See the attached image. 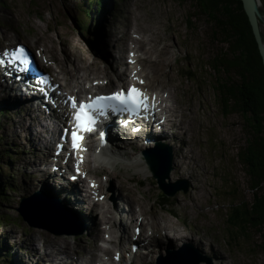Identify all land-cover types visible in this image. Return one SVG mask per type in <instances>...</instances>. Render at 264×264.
<instances>
[{"label":"rangeland","instance_id":"374dc122","mask_svg":"<svg viewBox=\"0 0 264 264\" xmlns=\"http://www.w3.org/2000/svg\"><path fill=\"white\" fill-rule=\"evenodd\" d=\"M103 3H101L103 10L96 15L93 13L96 9L95 5L92 6V10L85 8L87 7L86 0H0V50L20 42L32 49H37L40 53L44 51L43 54L51 60L48 63L49 67L53 68L52 70L59 78L58 81L70 93L71 91L83 90L82 87L86 81L84 88L92 85L94 91L101 88L102 92L113 90L112 84L115 83L108 77L97 80L96 73L91 67H88L84 72L79 71L74 77L75 79L70 78L67 73V66L70 64H68L67 59L68 62L66 63L64 57L73 55L72 51H75V56L83 55L86 58L85 61L89 59L98 62V67L103 66L99 69L101 71L103 69L108 71L111 68L114 73L127 70L126 73L131 74V82L134 78L138 83L143 81L144 85L146 79L144 80L142 75L135 71L137 68L135 58L138 57L137 61L139 60V62L137 64L140 66V72L143 75V71H148L145 65L148 62L144 60L145 58L150 57L153 61H157L159 58L166 60L164 66V72L167 73L166 77L151 82L146 80L148 85L146 89L156 93L164 90V93L161 92L167 95V105L172 106L173 109L170 114V121L181 119V123H183L181 127H184V131H176L179 132L181 142H186L185 144L190 146L189 149L194 154L193 157L191 155L194 160H190L195 161V164H190L193 169V176H185L183 170L178 176L182 166L177 161L180 168L175 166L171 176L173 168L171 165L168 180L172 184L170 189L186 188V193L180 191L172 197H162L145 163L143 160L139 161L135 153L133 156L130 155L132 159L128 156L119 159L111 158L105 164L100 165L105 169L104 171H99L98 168H94L99 166L92 164L91 167L94 169L92 171H98V173L97 175L92 172L87 173V177L91 181H102V190L104 193L107 192L106 199L112 209L111 191L118 190L119 185L118 180L113 175H119L124 179L128 178L129 187L131 190L133 189L132 196L138 217L143 216L140 212L141 206H144L148 211L154 209L158 211V215L162 214L160 216H164L174 224L185 235V238L207 240L214 245L217 251L220 250L226 258L221 260V256L207 244H204L203 247H205L209 257L193 246L186 247V250L194 252L196 260L200 261L199 264H216L217 257L224 264H264L261 249L257 247L255 242L258 239L252 238L254 233L248 235L249 239L243 238L235 230L230 229L226 222V214L230 204L235 199L250 197L247 191V177L238 158L239 150L244 146L246 131L241 115L236 111L225 113L217 98L216 79H219L220 75L209 68V63L212 62L214 55L220 51L221 46L212 40V28L202 17L197 15L189 0L181 3L175 0H104ZM258 6L260 14L264 17V0H259ZM81 10H86L94 19H90L86 15L82 17ZM87 18L90 19V22H88L87 32L84 33L79 30L77 24L79 21L82 25L86 24ZM260 27L264 35V23H261ZM127 30L131 39H128L129 41L125 35ZM140 40L146 44V49H142V51L134 43ZM71 44L74 45L73 49L70 48ZM123 44H126L127 49ZM148 44L156 46L153 47L154 51L148 49L150 48L147 47ZM48 46L52 49L47 48ZM161 47H164L163 53H159L162 50ZM147 52L151 54H147ZM130 60L132 63L129 62ZM143 60L145 61L144 65L141 63ZM79 65H84V62H79ZM111 78L113 79L112 75ZM2 93L0 89V95ZM5 104L12 106L10 102L6 103L0 98V113L2 111L1 116H3L0 122V182L2 184L10 183L11 187L6 191V200L0 202V256L7 252L10 253L11 258L6 260L0 257V264H13V259H17L18 264H45L44 259L47 260L49 257H56V255L62 256L67 264L70 262L73 264H94L105 259V254L102 252L106 251L114 252V255L120 251L121 260L118 264H123V261L127 262L126 253H121L122 249L116 248V246L125 245L127 242L124 232L120 231L119 234V222L116 226L114 224L107 225L108 227L112 226V229L114 228L112 245L103 242L104 232L107 231L105 225H99L96 232L93 230L95 222L99 223L103 217L101 212L107 208L106 201L94 207L90 206L93 202L87 199L89 203H84V208L80 214L75 207V202L72 206L76 210H71L61 203L62 206L74 212L78 217L79 225H77L76 230L83 229V232L77 236L54 235L46 230L29 227L21 220L15 209L20 198L33 197L34 192H36L42 177L41 169L43 167L41 164L48 163L45 170L46 172L51 171V173L52 168L58 170L61 167L56 162L49 164L48 159H42L44 151H39L41 146L34 145L35 147H32L31 140L35 142L34 131L23 132L25 126L27 127L29 124L36 131L42 130L36 116L33 118L29 114L23 115L25 113L19 111L20 106L10 108V105L6 106ZM177 105L181 108L187 106L189 110L178 111ZM191 111L192 115L190 116ZM180 112L182 115L186 114L187 117H181ZM23 117H25L23 122L25 125L21 123ZM44 122L52 124L47 120ZM10 128L20 135L17 141L10 137ZM179 144L180 141L177 138L168 144L172 147V163L175 154L179 158L177 160H181V158L184 160L182 157L183 150L181 145L178 147ZM129 152L131 151L128 150L126 154ZM34 154L38 156L35 157ZM197 163L198 165H196ZM62 170L64 169L62 168ZM43 179L45 178L43 177ZM84 185L87 186V184L82 183V186ZM85 188L82 187V189ZM40 192L46 193L44 195L49 199L53 196L51 191L40 190ZM69 193V196L73 197L71 192ZM120 195L123 199L124 210H126L127 206L124 201V199L127 200L126 194L120 191ZM162 198L168 199V202L173 200V207H170L171 204ZM83 199L85 201V198ZM92 199L96 198L92 197ZM161 204L163 208H161ZM103 205L105 209L101 210ZM88 206L93 208L92 212L89 211L88 208L90 207ZM99 206L100 208H98ZM59 209H62L61 205ZM169 209L176 211L175 216L168 212ZM155 212L152 213L157 214ZM127 217L126 214L124 218L129 226L128 235H132L133 220L131 217ZM142 218H145L144 221L149 219L150 225H146L152 227L154 220L150 215L147 214ZM144 221L142 220L145 227ZM159 224L162 227L165 226L161 221ZM64 226H56L53 229L56 231H60V229L76 231L72 226L67 228ZM168 232L166 231V234ZM170 232L172 233V231ZM161 233L162 238H171L165 233ZM42 234L47 236L45 239L48 241L65 240L71 248L78 249L77 251L82 258L70 261L72 257L67 254L66 249L61 246L62 244L56 247L49 246L44 251L39 236H43ZM158 242L161 243V239ZM185 243L188 244L189 241H184L179 245L182 246ZM176 245L179 246L173 244V246ZM156 247L155 243L151 248ZM203 247L201 246V249H204ZM176 248L175 250H177ZM85 250L94 251L96 259L91 261L89 256L85 254ZM149 250V248H145L142 250L143 252L138 251L139 254L131 264H155V260L143 258L144 253ZM52 251L55 253L50 254L49 252ZM29 255L32 261L29 260ZM44 255L47 257H43ZM113 257L111 256V259L109 257L110 264L115 261ZM162 257H165V252H163ZM48 263L55 264V262L49 261Z\"/></svg>","mask_w":264,"mask_h":264},{"label":"bare ground","instance_id":"6f19581e","mask_svg":"<svg viewBox=\"0 0 264 264\" xmlns=\"http://www.w3.org/2000/svg\"><path fill=\"white\" fill-rule=\"evenodd\" d=\"M125 35L127 37V40L130 39V37H129L130 34H129L128 30L125 33ZM134 43L137 45V48L139 50L142 51V49H146V44L143 41H141V40L140 41H135ZM71 45L72 46H70V45L69 46H70L71 49H73L74 48V45L73 44H71ZM125 45H124V47H125ZM147 47H150L148 49H151L152 50L153 47H156V46H153L151 44H148ZM164 47L163 48L161 47L162 50L160 49L161 52H159V53H163L164 52ZM47 48H49V46ZM120 48H122V47H120ZM125 48L127 49V47H125ZM49 49H52V48H49ZM153 51H154V49H153ZM72 52H73L72 53L73 55H69V56H65L64 57V60L67 59L69 61L68 62L66 60V63L68 62V64H70V66H67V73L70 76V78H74L76 76V74L79 73V71L84 72L85 70L88 69V67H91L92 70L96 73V78L97 79H101V78H104V77L107 78L108 77V79H111V81H116V82H122V81H124V79H126V74H123V75L120 76L117 73H114V70H112V68H111V70H108V71H106L104 69H103V71H101L99 69L101 67H103V66L98 67V62H95V61L89 60V59H88V61H85L86 58L83 55L75 56V51H72ZM147 54H151V53H148L147 52ZM144 60H146V62H148V64H145V61ZM144 60L141 61V63L143 65L145 64L146 67H147V69H148V71L147 70L143 71L144 72V75L141 73L143 75L144 79H146L149 82H151V81H156L157 79H159L161 77H166V74L167 73L164 72V66H165L166 60L159 58V59H157V61L156 60L153 61L152 59H150V57L149 58H145ZM79 62H82V63L84 62V65H79ZM136 62H139V60L136 61ZM7 74L10 76L11 80L15 82V85L17 87H20L21 86L20 84H23L20 79L19 80L16 79V78H18V75L17 74H12V75H10V73H7ZM100 75H102V76H100ZM111 75H112L113 79L111 78ZM86 83L87 82H85V84ZM84 85L82 87L83 90H85ZM6 88L8 89V87H6ZM37 92L38 91L36 89H35V91H32L31 92L32 94L34 93V95L37 97V99L35 98L36 101H37V103L32 102L33 105H29L31 107L29 109V111L34 114V117L36 116V119H37V121H39V124L41 125V129L42 130H37L36 131V129H34V127L29 124V125H27V127L25 126V129L23 130V132H26V131H34L35 132V135H34L33 138L35 139L36 144H35V142L33 140H31L32 147H35L34 145H37V146L38 145H41V150L42 149H45L44 151H47L49 148H53L54 146H57L59 144V142L57 140L58 139V136H57V134H58V127L55 126L56 124L55 125L53 124L51 126L49 123H47L48 126L51 128V130H48L47 129L48 126L42 124L41 119H42V116L43 115L46 117L47 107L43 106L42 103H40L38 101V99H39L38 98L39 93H37ZM105 94H107V93H105ZM74 95H75V97L78 96L77 93H74ZM29 96H32V95H29ZM171 97H172V95H171ZM57 99H59V97H57ZM158 102L160 103L161 107H165V109H166V105H167V104L165 105V103L167 102L166 101V96H165V98H163V97H160V99L158 98ZM175 102H177V101H175ZM18 103H21V101H18ZM18 103L12 104L13 107L14 108L15 107H19L20 104H18ZM5 105H10V104H5ZM59 105H60L59 107H61L62 109H64L66 111V106L65 105H63V104H59ZM167 108H168L169 111L172 110L169 107H167ZM176 109L178 111H183V112L189 110V108H187V106L185 108H183V107L181 108V107H179V105L176 106ZM168 110L166 109V111H168ZM165 113H167V112H165ZM180 113L181 114H179V113L178 114L181 117H183V118H186L187 117L186 114H183L182 115V112H180ZM24 115H26V114H24ZM189 115L190 116L192 115V111H191V113ZM168 118L170 119L171 116L168 115ZM50 119L52 120L51 117H50ZM24 121H25V117L22 118L21 123H23ZM53 122H54V120H53ZM189 122H190V120L188 121V123ZM136 123H137V121H134L132 123L130 122L129 124L123 125V127H122L123 130L119 128L120 125L119 126L118 125H114L115 126L114 128H110V129H107V130L105 128V133H106L105 139L101 143H102L103 148H104L103 150L109 152L108 155H111V156H107L108 158H111L112 156L115 157V158H117V159H119L120 157H123V156H128L130 158V154H126V153H128V150L130 149V145L135 141L134 139H136V141L138 142L137 145H145L147 143H150V141L154 140V139H152V136H151V131H152L153 127H154V124L153 123L152 124H146V126H144L143 125L144 122H141V123H143L142 124L143 126H138V129L139 130L134 133V132H132V129H134L137 126ZM18 124H20V123H18ZM156 124L157 125L159 124L158 126L161 128L162 125H160V123L158 121L156 122ZM172 125H173V128H174L173 130H175L174 132L177 135V139H178V141H180V144L178 145V147H180V145L182 147V150H183V156L182 157L184 158L185 162H184V160L182 158H181V160H177L178 157H177V154H175V158H174V161L172 163V167L173 168H172L171 176L173 174V171L175 170V166H178L179 167V165L177 164V161H178L180 163V165L182 166L183 169L179 167L180 168V171H179V173L177 175L180 176V172H182V170H183V173H184L185 176L192 177L193 176V172H192L193 169L190 166V164H195V161H190V160H194L192 158L194 154L189 149L190 146L188 144H185L186 142H184V141L181 142V137L178 135L179 132L176 131V130H180L181 132L184 131L183 130L184 127H181L183 125V123H181V119L180 120H174L172 122ZM13 126H12V128H13ZM65 126L66 125H64V127ZM186 127H190V126H186ZM12 128H10V137L17 141L20 138V135L17 134L15 131H13ZM158 134L161 136L160 139H166V140L171 135L170 132L167 131L166 129L160 130V132ZM162 141H164V140H162ZM172 141H173V139H172ZM169 144H171V143L169 142ZM114 153H115V156H114ZM176 153H177V151H176ZM191 155H192V157H191ZM34 156L36 157L38 155L37 154H34ZM196 165H198V163ZM77 168L80 169V170H83V171L86 170V167H81L80 165H77L76 169ZM98 168H99V171H104L105 170L102 167H98ZM113 176H114L115 179L118 180L117 182L119 184L118 185V190H113V192L111 191V196H113V205H114V208H115L114 210L115 211L112 209V206L110 205V203L108 201H106V204H107L106 210H104L105 209L104 205H103V207L101 209V210H104V211L101 212V214H102L103 217L101 218V220H100L99 223H96L95 222V224L93 225L94 226V229H93L94 232L97 231L99 225H101V226L102 225H105L106 226V230L109 231V233L108 232H104V234H106V237H107V239L104 238V240L107 241L110 244L113 243L112 242V237H113V233H115V232L113 230L114 228L112 229V226H111V231H110V226L108 227L107 225H109V224L110 225H113L114 224V226H116L117 222H119L118 225H119L120 231L125 233V232H127V230H129V226L126 224L124 216L128 213V214H130V216L132 218L131 220H134L135 222L137 220V218L135 216L134 198L132 196L133 189L131 190L130 187H129L130 186L129 185V182L130 181L128 180V178L127 179H124L121 176L116 175V174H114ZM60 178L63 179L64 178V174H61ZM92 182H94V181H92ZM80 183L82 184V182H80ZM94 183L96 185V190L90 196H92V195L93 196H95V195H102L100 182L99 181H96ZM81 184L76 185L77 187H73L70 190H66L65 191V195H63L62 192L59 193L60 199L62 201H65V206H67V207L71 208V210H73L72 204H74V203L69 204L68 202L66 203V200H65V199H68L70 197L69 196V194H70L69 192H71V194L73 195L72 199L76 203L75 207L77 208V211H79V214L82 211V209L84 208V206H83L84 203L85 204H88L83 199L84 198V195L81 194V192H82V190L80 189ZM39 185H40V183H39ZM53 188L54 187H52L49 183H46L44 185L41 184L38 187V191L41 190V191H44V192H46V191L47 192H50ZM120 191L121 192H124L126 194L125 197L127 198V200L124 199L125 205L127 206V207L125 206L126 207L125 208L126 210H124V207H123L124 204H123L122 196L120 195ZM40 193L44 194L43 192H40ZM106 194H107V192L105 193V195ZM106 197H107V195H106ZM169 203L171 204V206L170 205L169 206L170 207H173V205H174L173 204V200L172 201H169L168 204ZM186 203H187V201H186ZM100 204H102V203H100ZM100 204H95L94 203L92 205H94V207H96V205H100ZM88 207H90V206H88ZM141 207H142V209H141L140 212L142 213V215L145 217L148 214L154 220V222L152 223V227H151L153 229V232H152V234L149 235V238H150V241L153 242L154 244L156 243V246H157L156 248H153L152 249L151 248L152 245H150L149 246L150 250L144 253V257L143 258L146 259V257L149 256L150 254L151 255H154L156 253V251H158L160 248H163V249H165V248H171L173 244H180V243H182L184 241H189L188 245L195 247L197 250L203 252L205 255H207V251H206L205 247H203V245L204 244H207V245H209V246H211L213 248V251L214 252L216 251L221 256V260L226 259L224 257V255H223V253L220 250L217 251L214 248V245H212L209 241H207V240L202 241L200 239L195 240L192 237L191 238H187V237L185 238V235L180 230H178L177 227L174 224H172L167 218H165L164 216H160L162 214L158 215L159 214L158 211H156L154 209L153 210L150 209L148 211V210H146L144 208V206H141ZM161 208H163L162 205H161ZM88 209H89L90 212L93 211V208H91V207L88 208ZM49 211H50L49 214L48 213H45L46 215L44 213H41V212H39L38 214H39V216H42L41 218H49L46 221L49 223L50 226L52 225V223H54L51 220V215H53V218L55 219L56 222L64 221L61 224H59V223L53 224L54 226L61 227L62 225H70V226L73 227V229H76L77 228L78 221L72 215L71 216H67L64 213H62L61 210L52 209V211L51 210H49ZM152 212H155L157 214H154ZM168 212H170V214L172 216H175V213H176L175 210L169 209ZM110 214H111V216L109 217ZM91 215H93V214H91ZM38 219H40V218H38ZM159 221L163 222L165 224V226L164 227L160 226ZM65 222H67V223L65 224ZM140 226H141V228H143L142 229V233L147 234V232L145 230V227H144L142 221L139 222V227ZM30 230L32 232H34V230H32L31 228H30ZM169 230L172 231V233ZM154 231H156L157 234L159 233V235H160L161 232H163V233L166 234V231L167 232L169 231L168 232L169 234L167 233L166 235L169 236V237H171L172 239L171 238H168V237H165V239L159 238V239H161V243H159L158 240L155 241L156 232H154ZM110 234H111L112 237L110 236ZM39 236H40V239L42 240V241L40 240V242L42 243V246L44 248L43 249L44 251L49 246L56 247L57 245L62 244L61 246H63V248L66 249L67 254L70 255V257H72V259L70 261H73L74 259H79L80 260L82 258V256L77 251L78 249L77 250H74L73 248H71L70 244H68L65 240H59L60 242L59 241H57V242H55V241H48V240L45 239L47 236H45V235H43L44 237L41 236V235H39ZM27 237H29V236H27ZM129 239L130 238L128 237V240ZM51 242H54V243H51ZM135 242H140L138 236L135 238ZM133 244L136 245V243H133ZM136 246H137L136 250L137 249H140L139 245H136ZM201 246L204 249H201ZM120 248H122V250L125 253L127 251H131L128 246H125L124 247V245H122V244H120ZM19 249L21 250L20 247H19ZM81 249H83V248H81ZM138 251H140V250H138ZM36 253H38V252H36ZM49 253L50 254H53V253H55V251H52V252H49ZM105 253L108 256H112V255H110L111 254L110 252H107L106 251ZM44 254H46V253L44 252ZM85 254H87L89 256V258H90L91 261L96 259L95 252L92 251V250H90V251H86L85 250ZM214 255H215V253H214ZM43 257H47V256L44 255ZM135 257L136 256L133 257V260L135 259ZM48 261L49 262H55V264H67V262L64 260V258L62 256H60V255H56V257H49L47 260L44 259V263L45 262H48ZM216 262H217L216 264H224V263H222V261H220L219 257L216 258ZM145 263H147V262L145 261ZM69 264H73V263L70 262Z\"/></svg>","mask_w":264,"mask_h":264},{"label":"trees","instance_id":"16d2710c","mask_svg":"<svg viewBox=\"0 0 264 264\" xmlns=\"http://www.w3.org/2000/svg\"><path fill=\"white\" fill-rule=\"evenodd\" d=\"M67 1V0H64ZM185 2L186 0H175ZM197 15L212 28V40L220 51L214 55L209 68L220 75L216 79L217 98L225 113L236 111L245 123L246 138L238 158L247 177L250 197L235 199L226 214L230 229L249 239L251 233L258 240L257 247L264 257V66L254 40L250 24L240 0H189ZM99 0H89V4ZM87 3L86 6L88 7ZM82 17H88L81 10ZM264 15V14H263ZM86 24H77L87 32ZM261 24V23H260ZM264 42V35L261 31ZM9 185L0 182V202L6 200ZM8 259V257L0 256Z\"/></svg>","mask_w":264,"mask_h":264},{"label":"snow or ice","instance_id":"6c2138e0","mask_svg":"<svg viewBox=\"0 0 264 264\" xmlns=\"http://www.w3.org/2000/svg\"><path fill=\"white\" fill-rule=\"evenodd\" d=\"M16 51L23 53L24 50L18 48ZM5 55H7V53H5ZM129 62L132 63L131 60ZM3 63L4 61L0 60V65ZM139 83L142 84L143 81H139ZM152 100L153 104L151 107H154L155 97H152ZM67 105L73 110L72 119L76 129L71 132L73 151L78 149V145L82 140V136L79 135V132L95 131V125L99 117L107 118L108 114H127L128 116L135 117L144 113V119H147L146 114L150 110L149 97L146 93L141 92L135 86L128 87L126 91L121 89L107 96L89 97L87 102L80 101L77 103L76 98L70 96L67 97ZM133 130L138 131V129ZM99 135L101 142H103L106 135L105 130L100 129ZM73 179H75V177H73ZM92 186L95 187V185ZM105 239H107V237H105ZM103 246L106 247V245ZM133 250H135V246L133 247ZM113 259L118 262L120 259L119 253H117Z\"/></svg>","mask_w":264,"mask_h":264},{"label":"water","instance_id":"95a60500","mask_svg":"<svg viewBox=\"0 0 264 264\" xmlns=\"http://www.w3.org/2000/svg\"><path fill=\"white\" fill-rule=\"evenodd\" d=\"M243 6V10L247 16L248 22L251 27V31L254 37V40L256 42V46L258 49V52L260 54L261 60L263 62L264 66V42L261 35V27L260 23H264V17L260 14L259 11V0H240ZM158 161H167L166 159L158 160L154 157H148L147 162L150 166L151 171L153 172L154 178L157 179V183L159 185V188L168 196L174 195L179 188L174 189L173 191H169L167 189V185L165 183V179L168 177V169H164L163 173L162 166L158 163ZM165 162H163L164 164ZM184 192H186V189H183ZM60 205L58 202L46 199L42 197L41 195L33 196L32 198H23L19 204V208H17V212L22 217V220L30 227H35L42 230H47L55 235H74L78 234L80 232L78 231H72L70 229H60V231H56L53 229V224L56 223H63L64 221L56 222L53 218V215H51L52 225L50 226L49 223L46 221L49 218H41L42 216H39V212L41 213H48L49 210L52 211V209L55 210H61L62 213H64L67 216H71L68 212H66L64 209H59ZM46 215V214H45ZM40 218V219H38ZM67 222H65L66 224ZM64 227H70V225H65Z\"/></svg>","mask_w":264,"mask_h":264}]
</instances>
